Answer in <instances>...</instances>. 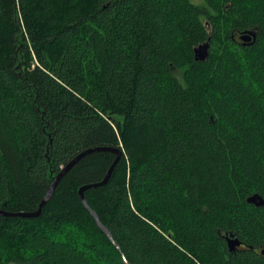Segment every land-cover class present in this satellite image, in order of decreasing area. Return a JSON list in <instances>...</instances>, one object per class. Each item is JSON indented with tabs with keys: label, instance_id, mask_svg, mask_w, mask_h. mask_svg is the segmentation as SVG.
<instances>
[{
	"label": "trees",
	"instance_id": "1",
	"mask_svg": "<svg viewBox=\"0 0 264 264\" xmlns=\"http://www.w3.org/2000/svg\"><path fill=\"white\" fill-rule=\"evenodd\" d=\"M199 1L0 0V210L121 152L84 192L112 240L94 152L0 216V264H264V0Z\"/></svg>",
	"mask_w": 264,
	"mask_h": 264
},
{
	"label": "water",
	"instance_id": "2",
	"mask_svg": "<svg viewBox=\"0 0 264 264\" xmlns=\"http://www.w3.org/2000/svg\"><path fill=\"white\" fill-rule=\"evenodd\" d=\"M240 40L242 41L243 45H251L254 42V40H255V32H244L240 36ZM207 55H208V44L207 43H205L203 45H200V46H198L197 48L194 49V58H195L196 61H200V62L205 61L206 58H207ZM94 152H111V153L116 155V159L113 162V164L110 167V169L108 170L106 176L104 177V179L101 182L95 183V184L85 185V186L80 188L78 193H79V196L81 198V201H82L83 205L86 207V209L91 213V215L95 219L97 226L108 236L109 240H112V237H111L110 233L100 223L97 215L86 204L85 199H84V192L86 190L91 189V188H97V187L105 186L109 182L110 177L112 175V172L114 170V167L118 163V161L120 159V156H121V152L119 150H117V149L95 148V149H90V150H87V151L79 154L71 162H69L60 171V173L58 175L55 176V178L53 179V182H52L48 192L46 193L45 197L41 200V202H40V204L38 206V209L36 211H34V212L10 213V212H5L3 210H0V216H3V217H20V218H27V219L37 218L40 215L41 210L44 207V205L52 197L56 186L61 181V179L67 174V172L70 171L83 157H85V156H87V155H89L91 153H94ZM247 202L249 204L255 205L256 207L264 206V201L257 195H254V196L248 198ZM227 244H228L229 251L232 252L237 247H239L241 243L237 239H228L227 240ZM261 253H262V255H264V250ZM125 264H127V262H125Z\"/></svg>",
	"mask_w": 264,
	"mask_h": 264
},
{
	"label": "flooded vegetation",
	"instance_id": "3",
	"mask_svg": "<svg viewBox=\"0 0 264 264\" xmlns=\"http://www.w3.org/2000/svg\"><path fill=\"white\" fill-rule=\"evenodd\" d=\"M239 36L240 35H236V41L239 43H241V41H240V39H239ZM227 245V244H226ZM245 247L242 245V244H240V246L239 247H237L234 251H232V252H235V251H241V250H243Z\"/></svg>",
	"mask_w": 264,
	"mask_h": 264
},
{
	"label": "rangeland",
	"instance_id": "4",
	"mask_svg": "<svg viewBox=\"0 0 264 264\" xmlns=\"http://www.w3.org/2000/svg\"><path fill=\"white\" fill-rule=\"evenodd\" d=\"M194 3H199L200 1L199 0H193Z\"/></svg>",
	"mask_w": 264,
	"mask_h": 264
}]
</instances>
